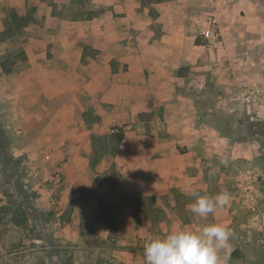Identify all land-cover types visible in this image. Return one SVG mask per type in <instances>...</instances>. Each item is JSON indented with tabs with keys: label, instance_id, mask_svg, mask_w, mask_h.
Wrapping results in <instances>:
<instances>
[{
	"label": "crops",
	"instance_id": "crops-1",
	"mask_svg": "<svg viewBox=\"0 0 264 264\" xmlns=\"http://www.w3.org/2000/svg\"><path fill=\"white\" fill-rule=\"evenodd\" d=\"M206 5L207 0H0V18L7 9L31 17L16 33L25 63L11 69L1 64L2 73L14 75L0 86L10 83L15 95L33 92L32 98L44 99L29 105L48 107L43 123L51 144L44 151L53 158L51 166L60 167L54 166L62 176L54 187H60L58 202L83 199L81 211L106 234L116 230L117 215L105 213L112 223L102 219L101 204L116 206L122 200L125 227L130 230L137 216L132 235L141 242L198 227L205 221L191 213L193 196L186 193L192 188L200 194L221 192L233 168L238 170L230 203L206 222L232 225L233 199L246 209L248 228L257 214L264 222V167L258 164L264 145L256 137L235 138L228 127V116L237 109L243 117L264 119V2L218 5L221 48L199 36L204 23L198 14ZM10 56L0 51L2 59ZM242 82L260 85L262 99L240 103ZM106 136L119 141L112 152L94 158L93 140ZM118 173L127 186L109 177ZM249 173L256 174L255 200L242 188L250 187ZM137 190L153 203L135 210ZM47 196L37 200L46 205ZM156 216L157 222L150 221ZM116 255L128 257L119 250ZM137 256L129 260L144 264Z\"/></svg>",
	"mask_w": 264,
	"mask_h": 264
},
{
	"label": "rangeland",
	"instance_id": "rangeland-1",
	"mask_svg": "<svg viewBox=\"0 0 264 264\" xmlns=\"http://www.w3.org/2000/svg\"><path fill=\"white\" fill-rule=\"evenodd\" d=\"M9 10L7 9L6 14L0 18L3 28L8 21ZM22 43L20 34H15L10 39L0 35V51L12 55L7 59L0 57V65L6 69L23 66L25 62L23 63L19 53ZM13 75L2 73L0 70V82L3 78ZM13 91V85L10 83L3 82L0 86V206H15L21 203L27 213V223L16 226L11 222L9 212L0 211V264H141L140 261H132L136 255L144 260L146 240L141 242V238L137 240V237L132 235L133 229L138 227L137 216L132 218L130 230L125 227V200L116 206L103 204L106 212L110 215L116 212L117 215L116 230L107 234L106 230L97 229L93 219H87L81 211L83 199L67 204L58 202L60 187L54 188L57 185L51 181V169L60 167L57 162V167L51 166L53 158L44 151V148L51 144V138H47L48 132L44 130L47 124L43 123V118L49 117L48 107L29 105L33 101L37 104L44 101L41 96L40 100L34 96L32 98L33 92L15 95ZM20 104L23 106L20 107ZM251 114L255 113L252 111ZM243 116V112L239 113L238 109L228 116V127L232 136L241 139L246 136L256 137L264 145V119H251L250 113L246 117ZM24 117L27 119H20ZM115 139L116 136H106L102 140L94 139L93 148L97 152L94 158L100 152V157L112 152ZM20 146L24 149L27 147V150L20 153L17 150ZM258 164L264 167V148ZM249 165L255 166L246 164L243 167ZM111 169L114 170L115 165ZM237 170L238 168H233V171H230L232 176L225 178L226 181L223 182V190L230 194L235 190L233 176ZM47 173L51 175L50 179L45 177ZM104 177L108 178V175ZM109 177L117 179L125 186L128 185L120 173ZM19 187L24 190V195L20 194ZM43 193L48 195L46 205H43L44 201L37 200ZM194 199L195 197L191 202H194ZM233 200L232 206L237 212L230 227L235 235L231 240L233 255L229 257L227 264H264V222L260 218L261 215L257 214L255 224L248 228L245 225V216L248 217L246 209L241 207L240 201ZM260 203L264 210V198ZM147 204L150 205V202ZM155 206L152 209L154 211L158 208ZM61 210L64 212L61 213ZM150 221L157 222V216ZM125 238H128V241ZM118 250L127 252L128 257H118Z\"/></svg>",
	"mask_w": 264,
	"mask_h": 264
},
{
	"label": "clouds",
	"instance_id": "clouds-1",
	"mask_svg": "<svg viewBox=\"0 0 264 264\" xmlns=\"http://www.w3.org/2000/svg\"><path fill=\"white\" fill-rule=\"evenodd\" d=\"M221 162L227 164V161ZM186 195L195 197L190 211L205 223L149 238L144 244V264H227L234 231L226 223L206 221L230 203L231 194L227 190L215 195L199 194L192 188Z\"/></svg>",
	"mask_w": 264,
	"mask_h": 264
},
{
	"label": "built area",
	"instance_id": "built-area-1",
	"mask_svg": "<svg viewBox=\"0 0 264 264\" xmlns=\"http://www.w3.org/2000/svg\"><path fill=\"white\" fill-rule=\"evenodd\" d=\"M222 2L223 0H207L205 10L199 12L198 14L199 20L204 23V26L199 30V36L208 46L213 48H221L223 46V37L219 30L216 15L217 7ZM237 96L240 103L252 104L259 102L262 99L263 92L260 85L258 84L242 82L238 85ZM111 131L114 132L115 130L112 129ZM254 174L249 173L247 175V177H249L248 182L250 187L248 188V185L242 187L244 190H247V192H251L249 195L251 200H255V194L252 191V188L256 189L252 185V180H256V174ZM52 180H54L55 185L61 181V171L58 168L54 171L51 181Z\"/></svg>",
	"mask_w": 264,
	"mask_h": 264
},
{
	"label": "trees",
	"instance_id": "trees-1",
	"mask_svg": "<svg viewBox=\"0 0 264 264\" xmlns=\"http://www.w3.org/2000/svg\"><path fill=\"white\" fill-rule=\"evenodd\" d=\"M30 19H31V17L29 16V14L19 15L15 10L10 9L9 13H8V21L6 23L4 30H2L0 32V35H4V36H8V37L15 35L17 32H19V30L22 27H24L30 21ZM116 141H119V137L116 138ZM20 189L21 188L19 187V190ZM19 192L21 195H24V193H25L23 189H21V191H19ZM124 197H125V195H121L120 199L122 200V198L124 199ZM151 200H152L151 203H153L154 198H151L149 196H143L141 191L137 190L136 201L135 200L132 201L133 208L135 210H137L139 208H140V210H142L148 206V205H146L145 202L151 201ZM177 201H178V197H177ZM101 210L104 214L103 216L101 215V218L104 219L105 221H107L108 223H112L113 220L108 216V214L105 215V213H107V212L103 209V204H101ZM0 211L9 212L10 213V220L16 226H23L25 223H27V213H26V211L23 208L21 203L15 205V206L10 205V204H4V205L0 206ZM111 231L114 232L115 230H111ZM231 255H233V254H230V256Z\"/></svg>",
	"mask_w": 264,
	"mask_h": 264
}]
</instances>
